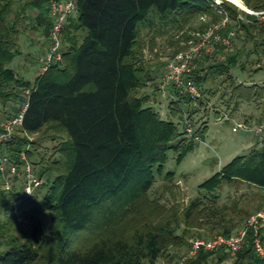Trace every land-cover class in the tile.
<instances>
[{
	"label": "trees",
	"instance_id": "trees-1",
	"mask_svg": "<svg viewBox=\"0 0 264 264\" xmlns=\"http://www.w3.org/2000/svg\"><path fill=\"white\" fill-rule=\"evenodd\" d=\"M51 1L38 0L30 5L39 10L35 21L46 27L48 39L53 26ZM215 1L77 0L76 16H70L63 28L62 62L33 81H26L8 67L17 55L21 30L15 20L8 21L9 4H3L0 105L7 116L3 121L19 116L26 108L22 128L5 145L3 153L20 164L22 151L30 145L28 136L55 131L66 134L68 140L57 148L63 160L51 165L33 161V144L27 151L35 174L45 179L43 187L48 190L42 200L35 196L23 202L25 240L11 239L8 249L0 253V264H157L167 245L177 242L176 230L169 222L155 224L136 219L135 227L125 226L134 214L143 217L141 203L157 177L163 175L169 152L178 154L180 165L196 144L192 138L187 140V133H181L173 121L187 109L190 116L193 114L188 108L190 100L175 86L169 88L172 119H164L148 104L149 98L133 96L148 84L162 92V82L156 85L154 69L147 68L138 54L140 29L151 31L160 25L181 30L207 16V27L219 26L222 37L235 33L234 37L242 40L243 33V39L257 41L259 35L253 54L258 49L264 51V23L224 0L218 5ZM245 5L255 12L264 11V0H245ZM225 49V45L216 43L212 56L196 60L191 79L201 94L211 95L207 87L210 80L224 78L223 83L232 89L229 97L235 106L264 98V87L236 84L232 70L241 66L242 55L240 50ZM210 60L212 64L207 65ZM4 123H0V132ZM195 134H200L199 130ZM237 183L264 191V140L261 147L236 157L199 188L211 194L224 185ZM1 196L0 208L9 212L6 204L15 195L4 191L0 173ZM202 206L203 201L194 200L186 221ZM44 211L53 214L49 234L40 221ZM5 234L0 228V236L4 238ZM230 236L227 229L215 238ZM258 237L264 246V231ZM255 239L254 231L248 230L246 243L234 258L220 248L200 251L186 264H221L229 259L234 260L233 264H264Z\"/></svg>",
	"mask_w": 264,
	"mask_h": 264
},
{
	"label": "rangeland",
	"instance_id": "rangeland-1",
	"mask_svg": "<svg viewBox=\"0 0 264 264\" xmlns=\"http://www.w3.org/2000/svg\"><path fill=\"white\" fill-rule=\"evenodd\" d=\"M37 1L0 0V9L4 3L8 2L9 4L7 7L8 21L12 23L15 20V24L21 30L17 43V55L8 67L26 81H33L42 73V70L39 72V69L42 68L41 60L47 54L45 48L50 46L46 27L40 26L35 21L39 10L30 6ZM221 1L223 0H216L215 3L218 5ZM224 1L255 16L251 12H256L246 7L245 0H241L244 8L228 0ZM40 16L38 15V17ZM75 16L76 14L72 17ZM255 18L259 23H264V19H259L257 16ZM242 19L245 20L244 17ZM209 22L210 18L205 16L192 21L181 30L172 26L163 28L160 25L151 31L146 28L140 29L138 54L141 55L142 62L147 68L154 69L153 72L157 78L156 85L161 84L167 72L168 63L176 55L189 52L195 46L206 41L207 47L197 59L212 56L214 49L208 50L211 46L210 40L214 38V35L220 37L218 43L226 46L225 52L240 50L242 55L240 63L242 64L232 70L236 84H256L264 87V51L258 49L257 54H253L254 44L260 42V36H257V41L243 39V33H240L242 40L234 37L235 33H231L230 37H222L219 33V26L207 27ZM223 40H229L230 45L229 41ZM228 45L229 47H227ZM211 58L214 60V56ZM219 59L224 60L223 57ZM211 60L207 65L212 64ZM223 80L224 78L210 80L207 87L210 88L211 95L202 94V98L197 104L189 103L188 108L193 113L191 116L188 114L189 110L184 107L183 110H187L181 112V116L178 118L173 119L178 124L181 133L185 132L186 121H190L193 131L199 130L200 141L193 140L196 143L194 150L182 159L180 165L177 163L178 154L174 151L169 152L163 175L157 177L153 189L149 192L146 200L141 203L145 210L143 217H138L136 213L132 219L125 222V226L135 227L136 219H145L151 220L155 224L169 222L170 226L175 228L178 236L177 242L167 245L157 264H186L190 243L193 239H214L215 236L222 235L227 229L231 231V235L235 234L245 226L250 216L264 213V191L255 186L246 183L224 185L211 194L199 188L201 184L219 173L236 157L247 156L257 147H261L264 140V137L254 134H235L232 131L236 123H246L252 127L264 121V98H258L253 103H240L235 106L229 97L232 89L228 84H224ZM156 88L155 85L148 84L145 88L135 91L133 96L149 98L148 104L153 106L164 119H172L169 113L171 98L156 91ZM201 102H204L202 106ZM6 117L3 115V108L0 105L1 124L6 121H3ZM205 128L207 133L203 134ZM27 138L30 148L32 144L34 146L33 149L36 153L34 162L39 163L43 160L44 164L51 165L56 160H63L57 149L60 144L68 140L67 135L63 132L45 131ZM187 140H191V137H188ZM40 168L39 165L35 171L38 173ZM169 172L171 175L167 176ZM21 186V182L17 183L19 190ZM47 190V187L39 189L35 195L36 199L42 200ZM7 198L10 197L7 196ZM196 199L203 201V206L194 211L192 218L186 221L189 206ZM2 200L1 196L0 206ZM6 207L10 211L11 204L7 202ZM52 217L53 214L50 211H44L40 215V221L46 234L50 232ZM1 224L6 231V237L0 236V253L8 249L11 239L18 238V240L24 241L23 233L27 231L8 217V211L0 208ZM233 261V259H229L221 264H233ZM211 264L217 263L213 261Z\"/></svg>",
	"mask_w": 264,
	"mask_h": 264
},
{
	"label": "built area",
	"instance_id": "built-area-1",
	"mask_svg": "<svg viewBox=\"0 0 264 264\" xmlns=\"http://www.w3.org/2000/svg\"><path fill=\"white\" fill-rule=\"evenodd\" d=\"M76 1L77 0H52L50 3V16L53 21V26L50 31V46L48 48L47 54L41 60L42 74L45 73L52 65L59 64L63 60L61 53L63 28L68 18L77 12ZM251 13L257 16L259 19H264V11ZM213 37L214 38H211L210 40L211 46L208 51H210L211 48L214 49L215 44L220 40V37L218 36L213 35ZM228 43L230 45V41ZM229 45L227 47H229ZM206 47L205 41L200 45L195 46L189 52L178 54L170 60L168 63L167 72L161 84V91L163 94H166L169 98L173 99L169 88L171 86H175L182 95L190 100L191 103L197 104V102L200 101L202 94L194 81L191 79V76L196 70L197 57L202 55V51ZM25 111L26 108L19 116L7 120L1 128L0 173L3 177L4 191L15 195L14 198L10 200L11 208L8 212V217L13 219L15 223L27 230L26 220L21 206L25 200L35 197L39 189L44 186L45 179L35 174L33 165L28 159L27 151L30 150V145L22 151L20 156V164L13 161L9 156L3 153V148L5 145L9 143L14 138L16 132L22 128ZM232 131L235 134H254L255 136H260L263 138L264 121L262 123L253 125L252 127L246 123H236ZM185 132L187 133L188 137H191L194 141H200V136L195 134L193 131V126L188 120L185 123ZM20 182L22 186L19 190L17 188V183L20 184ZM248 230L254 231L256 237V250L258 254L264 258V246L261 242V239L258 237V233L261 230L264 231V213H258L250 216L245 226L239 232L232 234L230 237H219L209 240L202 238L193 239L190 243L188 258L197 256L200 251L212 252L220 248H225L230 253L231 257L234 258L245 245Z\"/></svg>",
	"mask_w": 264,
	"mask_h": 264
},
{
	"label": "bare ground",
	"instance_id": "bare-ground-1",
	"mask_svg": "<svg viewBox=\"0 0 264 264\" xmlns=\"http://www.w3.org/2000/svg\"><path fill=\"white\" fill-rule=\"evenodd\" d=\"M228 1H230V2H232V3H234V4H236V5H238V6L242 7V8H244L243 3H242L241 0H228Z\"/></svg>",
	"mask_w": 264,
	"mask_h": 264
},
{
	"label": "crops",
	"instance_id": "crops-1",
	"mask_svg": "<svg viewBox=\"0 0 264 264\" xmlns=\"http://www.w3.org/2000/svg\"><path fill=\"white\" fill-rule=\"evenodd\" d=\"M47 51H48V47L45 48V52H47ZM41 64H42V63H41ZM41 70H42V68L39 69V72H40ZM40 74H42V73H40ZM40 74H39V75H40ZM2 225H3V224L0 225V228L3 229V226H2ZM3 230H4V229H3ZM4 231H5V230H4Z\"/></svg>",
	"mask_w": 264,
	"mask_h": 264
},
{
	"label": "clouds",
	"instance_id": "clouds-1",
	"mask_svg": "<svg viewBox=\"0 0 264 264\" xmlns=\"http://www.w3.org/2000/svg\"><path fill=\"white\" fill-rule=\"evenodd\" d=\"M27 192V191H26ZM29 194H31L30 192H28Z\"/></svg>",
	"mask_w": 264,
	"mask_h": 264
},
{
	"label": "water",
	"instance_id": "water-1",
	"mask_svg": "<svg viewBox=\"0 0 264 264\" xmlns=\"http://www.w3.org/2000/svg\"><path fill=\"white\" fill-rule=\"evenodd\" d=\"M240 7V6H239Z\"/></svg>",
	"mask_w": 264,
	"mask_h": 264
}]
</instances>
